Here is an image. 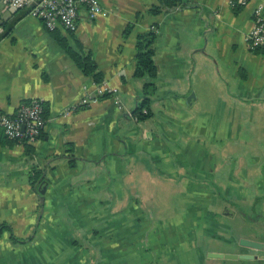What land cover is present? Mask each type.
<instances>
[{"label":"crops","instance_id":"0c3cea01","mask_svg":"<svg viewBox=\"0 0 264 264\" xmlns=\"http://www.w3.org/2000/svg\"><path fill=\"white\" fill-rule=\"evenodd\" d=\"M231 1L181 0L152 14L161 0H98L103 14L91 20L80 6L73 33L50 32L0 1V112L14 114L29 101L48 111L32 152L10 144L0 129V264H264V249L240 245L241 239L264 245V57L249 44L264 0L243 8ZM148 32L157 93L154 116L138 122L132 113L144 81L135 78L136 45ZM60 38L92 55L103 83L80 71ZM103 85L120 104L99 94ZM36 171L45 179L34 186ZM137 178L143 188L160 186L172 203L160 199L151 213L149 197L130 189ZM206 184L218 196L260 194L241 211L244 230L229 225L225 237L208 222V237L230 247L189 234L204 220L191 227L181 208L189 213L204 205L186 204L185 193ZM217 211L203 218L216 226ZM209 253L258 259L218 260Z\"/></svg>","mask_w":264,"mask_h":264},{"label":"built area","instance_id":"2783aa9c","mask_svg":"<svg viewBox=\"0 0 264 264\" xmlns=\"http://www.w3.org/2000/svg\"><path fill=\"white\" fill-rule=\"evenodd\" d=\"M12 7L25 10L36 19L41 20L50 32L64 30L74 32L80 19V6L86 9L89 19L94 20L103 9L98 0H0ZM252 0H232L233 7H246ZM254 27L249 35L252 50L264 48V4L255 9ZM1 33V31H0ZM99 94L114 96L118 104L120 97L115 90L103 85ZM87 102V101H85ZM47 120L43 116V105L40 101L23 103L14 114L0 112V129L10 140L35 142L42 134Z\"/></svg>","mask_w":264,"mask_h":264},{"label":"rangeland","instance_id":"374dc122","mask_svg":"<svg viewBox=\"0 0 264 264\" xmlns=\"http://www.w3.org/2000/svg\"><path fill=\"white\" fill-rule=\"evenodd\" d=\"M130 160L132 161V159H128L125 162L127 163ZM208 168H207V164H206V169H208ZM152 170H155V167L152 166ZM127 171H128V169H127ZM174 177H175V175H174ZM208 177H211V176L206 174L205 175L206 180H208L207 179ZM80 178H81V176H80ZM180 178L181 177L178 176L176 178L177 181L180 180ZM137 182H138L137 185H132L130 189L134 192H137V193H140V191H142L141 195L146 194L147 197H149L148 200L150 199V202L148 201L147 205H150L149 209H150L151 213H153V214L157 213L156 206H158V204H160L161 200H168V202L172 203L170 200L173 197H169L166 195L163 196V194L161 193L163 190H160L161 189L160 186H158V188H156V189H152L150 186L143 188V184H142V182H140L139 178H137ZM221 183H222L221 186H224L223 180L221 181ZM169 187L171 190L172 187L173 188H182V185L179 184V185H173L172 187L171 186H169ZM148 191H153V192L150 195V194H147ZM239 192H240V190H239ZM187 193H185V195L187 197L185 199V201L186 200L188 201V203H186V204H188V205L194 204L195 206H197V205L203 206L204 205V209L202 210V208H201L202 211H200V210H197L195 212L189 211V213H188L187 209H185L186 207L181 208L182 213H184V211H185V213H184L185 215L189 214L188 219H189V224L191 227L194 225H197V219L201 220V218H202L204 220V222L200 223V227H199V225H197L198 227L195 229H192L189 227V232H190L189 234L190 235L192 234L193 237L200 236L201 238H204L205 243L210 244L211 247H223V248L224 247H230L229 243H226L224 241H214L215 239L208 237L207 231H206L207 230L206 227L208 225V222H210V226L212 228L217 227V231L221 235H224L225 237L229 236V233H228L230 231V230H228L229 225L231 226V229H232V227L235 226V227H238L239 229L244 230L246 225L244 227V224L242 222L241 211L250 210V207L252 206V204L255 200V196L260 195V194L257 195L258 192L252 191V190L241 191L240 192L241 195H240V193H238L234 190L231 191L230 193L223 190L222 194L220 196H218L217 192L215 193L214 188L211 184H208V185L206 184V186L202 190H198V191L190 190ZM221 198H223V200ZM225 200H229V202H226ZM233 203H236L237 205L233 206L232 205ZM170 206H173V205L170 204ZM216 210H218L217 212L219 214V217L217 219V225L215 226L214 221L213 222L211 220L207 221L203 218V216H204L206 211L216 212ZM228 214L229 215L233 214V216H235V217H233L230 221H228V219H226L228 217L227 216ZM249 228H250V226L248 225V229ZM190 230H192V231H190ZM250 230L252 232L251 235L255 236L254 230L251 228H250ZM197 239L200 240L199 238H197ZM197 239H193L192 243H189L190 244L189 249H192L191 244L192 245L194 243L196 244V242L198 241Z\"/></svg>","mask_w":264,"mask_h":264},{"label":"trees","instance_id":"16d2710c","mask_svg":"<svg viewBox=\"0 0 264 264\" xmlns=\"http://www.w3.org/2000/svg\"><path fill=\"white\" fill-rule=\"evenodd\" d=\"M181 3V0H161L160 5L152 8V14H160L164 9L169 10L177 7ZM241 8V7H239ZM56 32V31H55ZM54 32V33H55ZM73 33V32H70ZM154 41L153 32L142 34L137 39V54H136V70L135 78L144 81L142 94L139 98L136 109L133 111V118L138 122L146 121L154 116L152 106L155 102V95L157 93L158 69L154 61V49L152 47ZM59 43L65 50L66 54L73 61V63L80 69V71L87 77L91 78L95 83H103V75L99 71L98 66L88 52H85L84 48L77 41L74 46H70L68 42L60 38ZM254 53L260 54L264 57V48L253 50ZM110 96V94H106ZM30 102V101H29ZM26 102V103H29ZM43 105V116L45 119L48 117V111L46 104ZM7 139V138H6ZM39 139V138H38ZM10 144H23L26 151L32 152L33 147L28 142H20L16 140L7 139ZM30 155V154H29ZM71 166L74 167V162H71ZM45 179L42 171L34 172L31 178V182L34 186L40 184Z\"/></svg>","mask_w":264,"mask_h":264},{"label":"water","instance_id":"95a60500","mask_svg":"<svg viewBox=\"0 0 264 264\" xmlns=\"http://www.w3.org/2000/svg\"><path fill=\"white\" fill-rule=\"evenodd\" d=\"M43 188L41 189L42 194L45 193L46 187L45 184L42 186ZM41 201H44V198H41ZM264 215V212H263ZM240 245L247 246L250 248L254 249H264V245L256 242V241H250V240H245L241 239L240 240ZM209 258L211 259H218V260H233V261H253L257 260L258 257L256 255L252 254H227V253H209Z\"/></svg>","mask_w":264,"mask_h":264}]
</instances>
